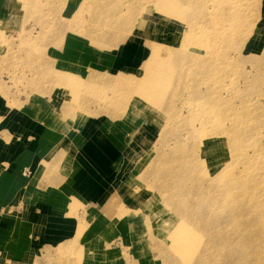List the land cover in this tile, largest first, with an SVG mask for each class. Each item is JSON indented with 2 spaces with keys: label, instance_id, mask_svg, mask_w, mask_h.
<instances>
[{
  "label": "rangeland",
  "instance_id": "obj_1",
  "mask_svg": "<svg viewBox=\"0 0 264 264\" xmlns=\"http://www.w3.org/2000/svg\"><path fill=\"white\" fill-rule=\"evenodd\" d=\"M3 99L31 112L26 147L115 148L105 213L142 221L106 264H264V0H0Z\"/></svg>",
  "mask_w": 264,
  "mask_h": 264
},
{
  "label": "crops",
  "instance_id": "obj_2",
  "mask_svg": "<svg viewBox=\"0 0 264 264\" xmlns=\"http://www.w3.org/2000/svg\"><path fill=\"white\" fill-rule=\"evenodd\" d=\"M67 47V57L77 52L70 43ZM99 48L89 42L81 50ZM118 53L111 62L117 70L132 65L124 58H132L136 49L128 46ZM1 103L2 130L13 138L10 144L0 139V264L66 263L73 251H80L73 255L79 264H92L90 258L97 264L124 258L120 248L111 244L118 239L128 243L125 237L142 220L118 221L116 212L115 218L105 213L117 195L119 163L109 157L115 148L88 143V132L81 135L84 142L68 143L67 133L61 139L51 132L49 142L42 136L26 147L21 120L30 118L31 112L11 111L7 101ZM12 118H17V126H10ZM76 203L79 206L73 210ZM79 226H84L81 233Z\"/></svg>",
  "mask_w": 264,
  "mask_h": 264
},
{
  "label": "bare ground",
  "instance_id": "obj_3",
  "mask_svg": "<svg viewBox=\"0 0 264 264\" xmlns=\"http://www.w3.org/2000/svg\"><path fill=\"white\" fill-rule=\"evenodd\" d=\"M170 4V3H169ZM174 8V7H173ZM172 11V10H171ZM164 55V54H163ZM148 65H149V63H145V68L146 67H148ZM125 83V82H124ZM168 208V207H167ZM239 208V207H238ZM238 213L237 214H239L241 211L240 210H238L237 211ZM174 214V213H173ZM232 215H233V213H232ZM226 222H227V217H225V218H223ZM253 221L252 220H250V223H252ZM241 223H242V221H241ZM186 227V226H185ZM178 228V227H177ZM187 228V230H190V228H188V227H186ZM238 229H241V230H244L243 228H241V227H238ZM188 236L187 237H185V238H183V240H181L182 241V245H183V247H185V249L184 250H186L188 247H190V246H194L195 244H191L190 243V241L192 240V238L190 237L191 236V234H192V232L189 234V231H188ZM251 235H253V234H251ZM227 236H221V238H220V241H222L223 243H226V240H227ZM192 242V241H191ZM196 245H198V244H196ZM195 245V246H196ZM215 246L216 245H219L218 243L217 244H214ZM193 254H195V251H194V253ZM192 254V255H193ZM221 255V254H220ZM224 257L226 256L224 253L222 254Z\"/></svg>",
  "mask_w": 264,
  "mask_h": 264
}]
</instances>
